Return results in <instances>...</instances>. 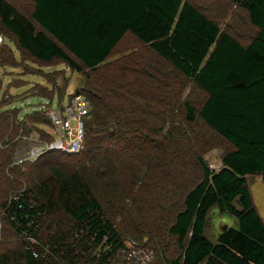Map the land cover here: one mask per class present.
Instances as JSON below:
<instances>
[{
    "label": "trees",
    "instance_id": "1",
    "mask_svg": "<svg viewBox=\"0 0 264 264\" xmlns=\"http://www.w3.org/2000/svg\"><path fill=\"white\" fill-rule=\"evenodd\" d=\"M31 1L28 17L0 0L1 24L30 56L43 62L60 59L82 73L84 84L77 90L90 100L91 109L75 166H50L36 183L10 197L5 194L6 215L26 240L18 251L0 253V264H107L110 253L104 254L99 243L105 239L114 250L123 239L99 201L103 187L95 181L112 179L120 166L122 171L134 154L129 149L135 148L136 137L161 134L172 120L167 109L158 107L163 101L157 91L172 84L173 71L205 93L199 108L182 101L186 120L199 117L232 148L216 169L197 156L202 178L183 196L169 227L179 252L168 258L160 251L158 261L264 264V223L246 183L247 175L264 181V0H230L256 28L247 44L187 0ZM128 32L171 69L138 63L131 55L112 65L107 58ZM149 68L152 73L147 74ZM130 81H141L145 90L132 91ZM147 114L155 120L145 121ZM147 143L162 147L152 139ZM213 206L236 219L222 225L215 242L205 234ZM145 233L136 238L160 242L156 229L153 236Z\"/></svg>",
    "mask_w": 264,
    "mask_h": 264
},
{
    "label": "rangeland",
    "instance_id": "2",
    "mask_svg": "<svg viewBox=\"0 0 264 264\" xmlns=\"http://www.w3.org/2000/svg\"><path fill=\"white\" fill-rule=\"evenodd\" d=\"M7 1L30 17L33 9L31 0ZM187 1L195 4L221 30L229 32L243 44H247L256 32V28L249 24L245 11L230 0ZM0 35L3 36L0 40V253H3L18 251L26 240L10 223L3 201L14 192L36 183L50 166L72 167L79 158L76 153H45L32 162L27 159L26 141L28 138L35 141L51 137L48 133L51 131V123L46 113L40 109L41 104L45 99L52 100L53 107L66 104L75 88L84 84V76L60 59L43 62L30 56L18 46L15 35L1 21ZM126 55H131L141 64L146 62L154 65L153 67L162 65L171 69L148 45L129 32L107 60H112V65L120 64V57L124 59ZM129 67L136 68L133 63ZM149 72L152 73L150 68L147 74ZM140 75L151 81L145 74ZM170 78L172 84L167 88H160L157 93L163 101L158 107L167 109L164 112L171 115L172 120L161 134L136 137L133 142L135 148L129 149L135 150L134 154L127 155L122 171L120 166V172L113 173L112 179L106 181L100 177L101 181H95L99 188L103 187L98 189L99 201L120 232L121 238L127 241L126 245L136 242V246L148 252L146 264H164L158 261L160 251L168 258L179 252L176 237L170 233L169 227L174 215L181 209L183 196L202 178L197 156L201 155L211 169H216L224 152L232 148L230 143L199 117L193 122L185 118L182 101H188L199 108L205 99V93L176 71L170 74ZM129 87L132 91L140 87L145 90L141 81H132ZM78 92L84 94L82 91ZM175 98L180 102L174 103ZM143 117L147 122L155 120V116L151 114ZM149 139L161 143L162 147L159 148V145L151 148L150 143H147ZM122 154L123 152L120 153ZM15 159L22 161L15 163ZM99 169L95 164L94 170L99 172ZM246 183L252 204L264 223V181L259 175H247ZM235 222L233 215L221 213L213 206L207 215L205 234L215 242L222 225H233ZM147 229L149 232L145 233ZM154 229L157 230L154 236L160 238L159 243L144 237L136 238L138 234L140 237L144 233L153 236Z\"/></svg>",
    "mask_w": 264,
    "mask_h": 264
},
{
    "label": "built area",
    "instance_id": "3",
    "mask_svg": "<svg viewBox=\"0 0 264 264\" xmlns=\"http://www.w3.org/2000/svg\"><path fill=\"white\" fill-rule=\"evenodd\" d=\"M41 106L40 109L46 113L51 123V131H48L51 137L38 138L35 141L28 138L27 159L34 161L47 150L69 153L81 150L85 139V120L91 108L89 99L83 94H74L64 105L53 107L52 101L46 99ZM15 160L18 162L17 159ZM18 160L22 161V159ZM126 242L123 240V245L114 250L105 243V239L99 243V246L103 247L104 254L110 253L107 256V264H146L148 252L136 246V242H132L129 246ZM98 249L97 253H99ZM136 259L138 261H135ZM132 261L135 262L131 263Z\"/></svg>",
    "mask_w": 264,
    "mask_h": 264
},
{
    "label": "clouds",
    "instance_id": "4",
    "mask_svg": "<svg viewBox=\"0 0 264 264\" xmlns=\"http://www.w3.org/2000/svg\"><path fill=\"white\" fill-rule=\"evenodd\" d=\"M1 36V39H2V35H0ZM74 94H82V93H80V92H78V90H77V88H75V91L71 94L72 96L74 95ZM84 95V94H83ZM72 96L70 97V98H68V99H71L72 98ZM85 96V95H84ZM86 97V96H85ZM87 98V97H86ZM88 99V98H87ZM46 100V99H45ZM44 100V101H45ZM50 101H52V100H50ZM90 101V100H89ZM91 103V102H90ZM91 109V108H90ZM87 119V118H86ZM85 133H86V131H85ZM84 141H85V139H84ZM84 146V145H83ZM81 150H79L78 152H80ZM78 152H71V153H69V152H60V151H56V150H47V151H45V152H43V154H45V153H47V154H49V153H52V154H54V153H56V154H58V153H62V154H75V153H78ZM39 158V157H38ZM37 158V159H38ZM36 159V160H37ZM36 160H34V161H36ZM13 161H15V160H13ZM17 161L18 162H21V161H19L18 159H17ZM33 162V161H32ZM15 163H16V161H15Z\"/></svg>",
    "mask_w": 264,
    "mask_h": 264
}]
</instances>
